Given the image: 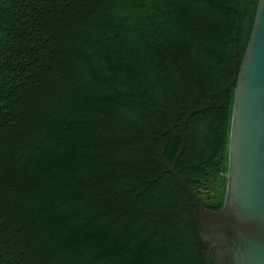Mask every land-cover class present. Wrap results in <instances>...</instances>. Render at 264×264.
<instances>
[{
	"label": "trees",
	"instance_id": "1",
	"mask_svg": "<svg viewBox=\"0 0 264 264\" xmlns=\"http://www.w3.org/2000/svg\"><path fill=\"white\" fill-rule=\"evenodd\" d=\"M257 3L0 0V264H205Z\"/></svg>",
	"mask_w": 264,
	"mask_h": 264
},
{
	"label": "water",
	"instance_id": "2",
	"mask_svg": "<svg viewBox=\"0 0 264 264\" xmlns=\"http://www.w3.org/2000/svg\"><path fill=\"white\" fill-rule=\"evenodd\" d=\"M237 56L236 47L231 48ZM235 85L223 206L206 209L181 181L175 162L159 158L193 202L205 264H264V0H258ZM167 131H165V134Z\"/></svg>",
	"mask_w": 264,
	"mask_h": 264
},
{
	"label": "flooded vegetation",
	"instance_id": "3",
	"mask_svg": "<svg viewBox=\"0 0 264 264\" xmlns=\"http://www.w3.org/2000/svg\"><path fill=\"white\" fill-rule=\"evenodd\" d=\"M233 79H234V78H233ZM231 82H232V81H231ZM231 82H230V83H231ZM230 83L226 86L225 90H226V92L231 93V95H232V102H233V96H234L235 85H231V86L229 87Z\"/></svg>",
	"mask_w": 264,
	"mask_h": 264
}]
</instances>
